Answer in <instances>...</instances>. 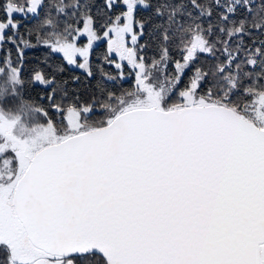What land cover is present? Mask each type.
I'll return each mask as SVG.
<instances>
[{"label":"snow or ice","instance_id":"6c2138e0","mask_svg":"<svg viewBox=\"0 0 264 264\" xmlns=\"http://www.w3.org/2000/svg\"><path fill=\"white\" fill-rule=\"evenodd\" d=\"M0 264H264V0H0Z\"/></svg>","mask_w":264,"mask_h":264},{"label":"trees","instance_id":"16d2710c","mask_svg":"<svg viewBox=\"0 0 264 264\" xmlns=\"http://www.w3.org/2000/svg\"><path fill=\"white\" fill-rule=\"evenodd\" d=\"M106 47L107 46H106L105 42L101 43L100 47H98L96 49L97 54L99 55V54L103 53L104 50L106 49ZM45 54H46V50L43 49V48H37V49L30 50L28 52V60L31 63L29 65H26V67H30V66L35 65V63L37 61H39L41 58H43L45 56ZM174 55L176 56L177 59H179V53L178 52H174ZM60 59H61V56L58 55L57 56V60H60ZM107 70L114 72V69H112V68H108ZM66 75H68V76L78 75V76L81 77L80 82L75 84L73 87H75V89L77 91L82 92L85 95H87V94H89L90 92L93 91V89L96 86L97 80L99 79V77H97L96 80L90 79L83 73L82 70L74 68V67H71V66L68 67V71H67ZM129 79L131 80L132 78H129ZM108 84H109V86H111V82H108ZM133 85H134V80L132 81V84L124 83V82H121V81H117L116 82V86L117 87H125V88H127V87H131ZM40 92H41V89L37 88L31 94L33 95V97H35L36 94H38Z\"/></svg>","mask_w":264,"mask_h":264},{"label":"rangeland","instance_id":"374dc122","mask_svg":"<svg viewBox=\"0 0 264 264\" xmlns=\"http://www.w3.org/2000/svg\"><path fill=\"white\" fill-rule=\"evenodd\" d=\"M105 43H106V46H107V42L106 41H104ZM101 43H103V42H101Z\"/></svg>","mask_w":264,"mask_h":264}]
</instances>
